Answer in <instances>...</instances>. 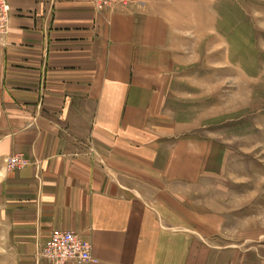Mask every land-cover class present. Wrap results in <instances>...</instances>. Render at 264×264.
<instances>
[{
    "label": "crops",
    "instance_id": "0c3cea01",
    "mask_svg": "<svg viewBox=\"0 0 264 264\" xmlns=\"http://www.w3.org/2000/svg\"><path fill=\"white\" fill-rule=\"evenodd\" d=\"M191 1L100 12L92 0H8L0 264H49L41 251L57 229L92 244L86 264L196 260L192 233L210 239L214 219L187 192L210 174V144L182 139L166 92L177 7ZM15 157L26 164L10 170Z\"/></svg>",
    "mask_w": 264,
    "mask_h": 264
},
{
    "label": "rangeland",
    "instance_id": "374dc122",
    "mask_svg": "<svg viewBox=\"0 0 264 264\" xmlns=\"http://www.w3.org/2000/svg\"><path fill=\"white\" fill-rule=\"evenodd\" d=\"M191 2L166 89L182 139L210 144V174L187 194L214 221L210 239L192 233L190 264H264V0Z\"/></svg>",
    "mask_w": 264,
    "mask_h": 264
},
{
    "label": "built area",
    "instance_id": "2783aa9c",
    "mask_svg": "<svg viewBox=\"0 0 264 264\" xmlns=\"http://www.w3.org/2000/svg\"><path fill=\"white\" fill-rule=\"evenodd\" d=\"M100 12L126 9L131 0H92ZM12 7L8 0H0V35L9 31ZM26 162L22 157L7 161L10 170L22 169ZM41 255L49 264H86L93 261L92 244L75 232L54 230L45 242Z\"/></svg>",
    "mask_w": 264,
    "mask_h": 264
}]
</instances>
